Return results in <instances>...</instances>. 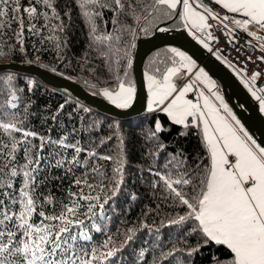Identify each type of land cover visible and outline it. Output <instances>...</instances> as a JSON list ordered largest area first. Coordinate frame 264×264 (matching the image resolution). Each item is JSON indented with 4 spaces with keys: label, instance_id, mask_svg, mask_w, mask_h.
<instances>
[{
    "label": "snow or ice",
    "instance_id": "obj_1",
    "mask_svg": "<svg viewBox=\"0 0 264 264\" xmlns=\"http://www.w3.org/2000/svg\"><path fill=\"white\" fill-rule=\"evenodd\" d=\"M74 2L87 21L94 42H118L125 32L136 34L130 26L120 23V15L142 22L140 31L144 34L150 30L169 31L156 21L178 20L188 34L217 59L221 56L210 43L218 42L214 31L231 36L229 43L233 44L238 42L236 30L246 33L252 40L245 44L258 50L261 55L256 59L264 62V0H215L228 13L224 15L209 8L204 0ZM56 3L57 0H23L28 6H22V0H0V40L7 39V32L11 31V38L21 44L20 51L24 52L25 29L30 35H41L47 30L49 35H41V39H47L61 50L66 46V40L60 35L66 25ZM103 9L114 13L113 24L119 25L115 35L97 34L96 20L103 17ZM40 20L44 23L37 27ZM13 24L19 25V32L12 28ZM3 55L5 51L0 49V56ZM101 55L107 58L109 67L115 66V85L94 94L102 95L118 109L129 108L136 94L135 86L127 79L131 58L126 51L121 54L118 43H110ZM247 59H252L251 54ZM121 61L125 66L121 67ZM149 68L145 73L149 94L147 111L164 112L173 124L185 130L198 129L207 163L204 160L189 163L183 150H179L169 155L162 170L150 167L153 191L162 189V199L179 211L161 220L159 227H154L155 222L149 225L141 220L139 227H118L115 233L108 228L111 221L108 212L115 211L116 198L123 190L127 158L115 127L110 125L113 133L102 137L96 145L103 147L115 136L121 146L113 155L100 154L82 146L79 140L72 142L69 135L57 139L41 136L26 127L27 108L25 119L20 118L18 93L24 88L16 87L11 75L5 78L7 88L5 79H0V91L10 97L0 104L3 109L0 111V264H118L123 259L124 249L145 229L155 235L156 242L151 249L140 250L137 264H173V261L194 264L195 255L212 245L225 247L229 255L224 259L213 255L208 264H264V146L248 134L219 95L215 81L203 68H197L196 62L184 51L170 47L164 55H158V60ZM190 75L205 85L219 107L204 91L199 92L195 101L186 98L194 91L195 82H180ZM260 77L261 73L256 71L250 78L242 79V83L264 113V86H256ZM25 87L32 92L34 82L28 81ZM64 107L65 104H61L57 114L51 116L53 121H58ZM221 110L230 119L222 115ZM68 117L71 120L73 114L68 113ZM163 131L161 123L156 121L149 139L158 141ZM164 147L160 145L161 149ZM68 150H71L70 156ZM82 153H86L83 162ZM98 160L110 161L111 170L94 162ZM78 168L82 169L79 175ZM53 169L61 170L62 175L52 176ZM69 177V189L65 190L63 198L54 197L47 190L52 179ZM72 187L77 190L72 191ZM41 188L45 191L41 192ZM129 198L134 201L136 196L129 194ZM120 223L123 225L125 221ZM171 226H175L176 233L167 244L160 243V229ZM93 233L104 239L97 240ZM121 236L123 239H118ZM150 251L152 259L146 258ZM177 253L186 258L181 259Z\"/></svg>",
    "mask_w": 264,
    "mask_h": 264
},
{
    "label": "trees",
    "instance_id": "obj_2",
    "mask_svg": "<svg viewBox=\"0 0 264 264\" xmlns=\"http://www.w3.org/2000/svg\"><path fill=\"white\" fill-rule=\"evenodd\" d=\"M204 3L220 14L226 13L213 0H204ZM22 6L28 5L23 4L22 0ZM56 8L61 14L63 23L66 25L64 32L60 34L66 40V46L58 51L52 42L47 39H41V35L44 37L49 35L47 30L42 31L41 35H30L27 29H25L23 37V48L25 51L21 52V44L15 42L11 38V31H8V38L0 40V49L5 51V55L0 56V64L18 63L39 66L52 74L71 80L80 85L86 92L102 98L101 95L94 93L99 92L105 87H114L115 66L109 67V64L106 63L107 58L102 56L101 52L106 50L110 43H118L121 54L126 51L131 60H133L137 42L140 38H149L153 35L154 30H150L147 34H144L140 31L142 22L120 15V23L130 26L136 34L132 35L125 32L122 39L118 42H94L93 37L90 35L87 21L79 14L78 6L74 0H57ZM65 13H68V15H65ZM113 17L114 13L112 11L103 9V17L96 20L98 35L106 33H113L115 35V29L119 25L113 24ZM27 23L28 21L25 20V24ZM43 23L44 21L40 20L37 22V27ZM156 24L169 28V31L165 33L184 29L178 20L163 23L156 21ZM12 28L19 32L18 24H13ZM5 45H7L6 48ZM131 45L135 46L132 47ZM170 47L158 48L145 58L143 63V78L146 89L147 80L145 73L150 70V64L157 61L158 55H164ZM123 66H125L124 61H121V67ZM127 71L129 73L127 79L135 86L132 67L127 69ZM9 75L15 78L12 83L16 87L24 88L23 92L18 93L20 100L17 103L19 105L20 118L25 119L24 113L25 108H27L29 114L27 119H25V125L41 136L50 135L53 139H57L62 138L64 135H69L72 142L79 140L82 146L91 147L100 154L113 155L117 147L121 146L120 141L115 136L103 147H96V145L99 144L102 137H107L113 133V127H109L110 125L115 127L120 139L123 140L122 147L127 154V158L125 161V183L123 190L121 195L116 198L115 211L109 210L108 212V215L111 217V221L108 222V228L111 232L115 233L118 227L123 229L132 226L139 227L141 220L149 225H153V222H155L154 227H159L161 220H167L170 216L177 214L179 209L169 207L168 202L162 199V189L153 191L151 187L153 177L149 174L148 169L154 167L162 170L169 155L176 154L179 150H183L189 163H198L200 160H204L206 164V153L202 145V136L198 129L188 128L185 130L183 126L173 124L164 112H148L147 109L143 114L132 118L120 119L112 117L73 98L64 89H54L47 86L32 75L9 70L0 71V79H5ZM212 80L217 85L218 93L222 95L219 83L214 79ZM28 81L34 82L32 92H28L25 87ZM93 85H95V88L92 87ZM7 87L8 83L5 79V88ZM8 99L10 97L5 92L0 91V104L6 103ZM29 99L31 104H29ZM66 101L67 103H65ZM224 101L226 103L225 98ZM256 103L259 107V103ZM61 104H65V107L58 114V121H53L51 116L57 114V110ZM84 108L90 111L84 112L82 110ZM0 111H3V109H0ZM68 113L73 114L71 120L68 117ZM156 121H159L164 128V131L159 133L160 139L158 141L149 139V134L154 130ZM73 129H75V132H73ZM181 132H185L186 134L180 135ZM90 141L93 143L90 144ZM161 144L165 146L163 149L160 148ZM67 155H71V150H68ZM85 156L86 153L81 154L80 159L82 162ZM94 162L105 166L109 171L111 170L112 164L110 161L98 160ZM76 171L77 175H79L82 169L78 168ZM51 174L54 177H59L62 175V172L61 170L53 169ZM70 179L71 177L63 180L52 179L47 186V190L54 197L63 198L65 190L69 189ZM71 190L76 191L77 189L72 187ZM40 191L43 192L45 189L41 188ZM129 194H135L136 199L134 201L130 200ZM154 209L156 211H152ZM145 212L148 213L147 216L142 215ZM157 212H159V215H157ZM122 220L125 221L123 225L120 223ZM175 233V226L161 228L159 235L160 243L167 244ZM94 235H96L97 240L104 239L99 234ZM118 239H123V237H118ZM155 242V235L149 234L147 229L139 232L136 241L124 249L123 259L118 264H137L140 250L143 248L151 249V245ZM190 243L194 244L195 241L190 240ZM177 255L181 259L186 258L180 253H177ZM213 255L224 259L229 253L223 246H207L195 255L194 264H208L209 258ZM146 258L152 259L151 251L146 253ZM173 264H175V261H173Z\"/></svg>",
    "mask_w": 264,
    "mask_h": 264
},
{
    "label": "water",
    "instance_id": "obj_3",
    "mask_svg": "<svg viewBox=\"0 0 264 264\" xmlns=\"http://www.w3.org/2000/svg\"><path fill=\"white\" fill-rule=\"evenodd\" d=\"M171 46L184 51L191 56L199 68H203L211 79L219 83L220 91L233 114L243 125L250 136L261 146H264V115L258 104L242 85V83L220 62L206 60L202 46L184 30L171 33L157 32L149 38H140L137 42L132 60V72L135 80L136 94L132 104L127 109H118L103 98L86 92L80 85L69 79L50 73L33 65L5 63L0 64V71L9 70L32 75L54 89H64L73 98L82 101L98 111L120 119L141 115L146 110L147 89L143 78V63L145 58L154 50Z\"/></svg>",
    "mask_w": 264,
    "mask_h": 264
},
{
    "label": "built area",
    "instance_id": "obj_4",
    "mask_svg": "<svg viewBox=\"0 0 264 264\" xmlns=\"http://www.w3.org/2000/svg\"><path fill=\"white\" fill-rule=\"evenodd\" d=\"M210 22L215 23L212 21ZM214 34L219 38L218 42H210V43L214 49V52H216L217 55H220L221 59H217L216 55L210 53L200 44L203 48V52H204L203 54L205 58H208L209 60L212 61L220 62L240 82L242 81V79L250 78L253 72L259 71L261 73V77L258 79L256 86L257 87L264 86V62H261L258 59H256V57L261 55V53L258 50L253 49L251 46L245 44L246 41L252 40V38L248 37L246 33L236 30V41L238 42L233 44V43H229V41L232 40L231 36H226L218 30L214 31ZM248 54H251L252 56L251 60L247 59ZM186 98L193 99L195 101L196 96L194 91L189 93ZM252 98L256 102H258L254 97Z\"/></svg>",
    "mask_w": 264,
    "mask_h": 264
},
{
    "label": "rangeland",
    "instance_id": "obj_5",
    "mask_svg": "<svg viewBox=\"0 0 264 264\" xmlns=\"http://www.w3.org/2000/svg\"><path fill=\"white\" fill-rule=\"evenodd\" d=\"M186 31V30H185ZM187 32V31H186ZM188 33V32H187ZM190 36V35H189ZM192 37V36H191ZM197 65V64H196ZM197 68H199L198 67V65H197ZM186 79H188V80H190L189 82H195L194 83V86H195V88L197 89V92L199 93L200 91H204L205 92V94H208L209 95V97H210V99H212L213 101V103L214 102H216L217 103V105L219 106V103H218V101H215V99H214V97H212L211 96V94L210 93H208V91H207V88L205 87V85H203L202 83H200V82H198V81H196V77L194 76V75H190V76H188V77H186ZM182 82V81H181ZM180 82V83H181ZM242 82V81H241ZM243 84V83H242ZM244 85V84H243ZM246 88V87H245ZM246 90L248 91V89L246 88ZM249 92V91H248ZM249 94L251 95V93L249 92ZM147 95H149L148 94V89H147ZM219 95H221V94H219ZM222 96V95H221ZM252 96V95H251ZM101 97L104 99V100H106L102 95H101ZM253 97V96H252ZM107 101V100H106ZM108 102V101H107ZM147 102H148V97H147ZM109 103V102H108ZM109 104H111V103H109ZM202 104H203V102H202ZM112 105V104H111ZM147 105V104H146ZM114 106V105H113ZM147 109V108H146ZM260 110V109H259ZM223 111V110H222ZM261 112V111H260ZM262 113V112H261ZM263 115H264V113H262ZM223 115H225L226 117H227V114L226 113H224ZM228 119H230V117H227Z\"/></svg>",
    "mask_w": 264,
    "mask_h": 264
},
{
    "label": "crops",
    "instance_id": "obj_6",
    "mask_svg": "<svg viewBox=\"0 0 264 264\" xmlns=\"http://www.w3.org/2000/svg\"><path fill=\"white\" fill-rule=\"evenodd\" d=\"M214 2H215V0H213ZM219 6V5H218ZM224 12H226V10H224ZM224 14H228V13H223V14H221V15H224ZM229 15H231V14H229ZM237 18H240V17H237ZM185 30V29H184ZM190 80H188V79H185V80H183L182 82H181V84H183V83H187V82H189ZM191 93V92H190ZM194 93H195V96H196V98L199 96V93L197 92V89L195 88V86H194ZM189 94V93H188ZM187 94V95H188ZM206 95H208V94H206ZM209 96V95H208ZM147 97H148V95H147ZM210 98V97H209ZM213 101V100H212ZM202 100L200 101V103L202 104ZM214 104H216L217 105V103L216 102H214ZM217 107H219L218 105H217ZM146 108H147V105H146ZM221 114L223 115L224 114V112L221 110ZM227 118V117H226Z\"/></svg>",
    "mask_w": 264,
    "mask_h": 264
},
{
    "label": "bare ground",
    "instance_id": "obj_7",
    "mask_svg": "<svg viewBox=\"0 0 264 264\" xmlns=\"http://www.w3.org/2000/svg\"><path fill=\"white\" fill-rule=\"evenodd\" d=\"M206 60H209L208 58H205Z\"/></svg>",
    "mask_w": 264,
    "mask_h": 264
}]
</instances>
